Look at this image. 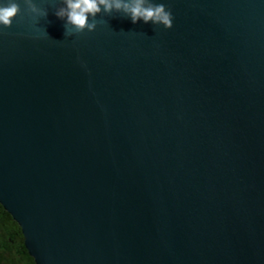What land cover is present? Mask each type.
I'll return each mask as SVG.
<instances>
[{"label":"water","instance_id":"95a60500","mask_svg":"<svg viewBox=\"0 0 264 264\" xmlns=\"http://www.w3.org/2000/svg\"><path fill=\"white\" fill-rule=\"evenodd\" d=\"M33 2L0 26V204L35 263L264 264V0L67 35Z\"/></svg>","mask_w":264,"mask_h":264},{"label":"clouds","instance_id":"9594fccd","mask_svg":"<svg viewBox=\"0 0 264 264\" xmlns=\"http://www.w3.org/2000/svg\"><path fill=\"white\" fill-rule=\"evenodd\" d=\"M64 3L66 7L58 10L55 15L66 21L65 35L71 34L72 29L76 33L95 31L97 15L101 12L111 14L113 11L123 13L134 24L142 20L145 24L151 22L163 25L166 29L173 27L171 11L167 10L164 4L150 3L149 0H64ZM23 4L27 12L35 17L46 18L48 15L37 7L33 0H23ZM21 12L20 0H3L0 2V26L12 27L13 21ZM89 17L92 18L91 23Z\"/></svg>","mask_w":264,"mask_h":264},{"label":"trees","instance_id":"16d2710c","mask_svg":"<svg viewBox=\"0 0 264 264\" xmlns=\"http://www.w3.org/2000/svg\"><path fill=\"white\" fill-rule=\"evenodd\" d=\"M0 264H36L25 247L21 227L0 204Z\"/></svg>","mask_w":264,"mask_h":264}]
</instances>
